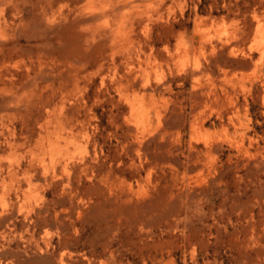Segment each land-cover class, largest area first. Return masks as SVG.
Returning a JSON list of instances; mask_svg holds the SVG:
<instances>
[{
	"label": "rangeland",
	"instance_id": "rangeland-1",
	"mask_svg": "<svg viewBox=\"0 0 264 264\" xmlns=\"http://www.w3.org/2000/svg\"><path fill=\"white\" fill-rule=\"evenodd\" d=\"M0 264H264V0H0Z\"/></svg>",
	"mask_w": 264,
	"mask_h": 264
},
{
	"label": "bare ground",
	"instance_id": "bare-ground-1",
	"mask_svg": "<svg viewBox=\"0 0 264 264\" xmlns=\"http://www.w3.org/2000/svg\"><path fill=\"white\" fill-rule=\"evenodd\" d=\"M170 55H171V54H170ZM52 108H53V107H52ZM45 111H46V109H45ZM53 114H54V113H53ZM47 115H48V114H47ZM50 115H51V114H50ZM62 115H63V114H62ZM75 116H76V115H75ZM58 118H59V117H58ZM62 124H63V123H62ZM47 135H48V134H47ZM49 135H50V134H49ZM41 136H42V135H41ZM49 137H50V136H49ZM44 138H45V139H44ZM44 138H43V139L46 140L48 137H47V138L44 137ZM62 140H63V139H62ZM55 141H56V140H55ZM44 142H45V141H44ZM46 142H47V141H46ZM46 142H45V143H46ZM38 143H40V142H38ZM47 143H48V142H47ZM47 143H46V144H47ZM53 143H55V142H53ZM51 144H52V143H51ZM40 145H42V144H40ZM53 146H54V144H53ZM48 148H49V146H48ZM56 148H57V146L55 147L54 150H56ZM29 181H31V180H29Z\"/></svg>",
	"mask_w": 264,
	"mask_h": 264
}]
</instances>
